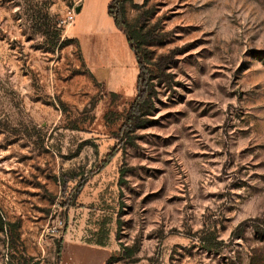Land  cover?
Listing matches in <instances>:
<instances>
[{"label": "rangeland", "instance_id": "374dc122", "mask_svg": "<svg viewBox=\"0 0 264 264\" xmlns=\"http://www.w3.org/2000/svg\"><path fill=\"white\" fill-rule=\"evenodd\" d=\"M82 2L0 0V210L18 233L0 231V264H104L120 243L135 254L109 264H264V0L125 2L171 76L120 144L136 60L109 0H84L109 38L81 41L83 58L67 19ZM62 174L86 179L74 199ZM104 213L108 245L87 244Z\"/></svg>", "mask_w": 264, "mask_h": 264}, {"label": "trees", "instance_id": "16d2710c", "mask_svg": "<svg viewBox=\"0 0 264 264\" xmlns=\"http://www.w3.org/2000/svg\"><path fill=\"white\" fill-rule=\"evenodd\" d=\"M147 0H143L142 4H144ZM125 2H130L133 6H141L142 4H138L133 0H110L107 5V10L109 16L113 19L114 24L120 28L125 34L128 47L133 52L136 64H137V77H136V92L133 101L129 104V107L122 118V123L119 127L117 134L115 135L116 143L120 144L126 141V139H130V134L133 132L138 126H141L145 120L146 115L149 114L153 109V94H155V86L154 79L161 80L162 76L170 77L169 73L165 72V66L167 57L161 56L156 61H152L149 58V50L146 45L154 40V35L149 31L143 30V22L146 18V12L140 13L134 20L133 23H129L126 20L125 16ZM45 25V24H44ZM78 44V42H77ZM79 46V45H78ZM107 95L110 97L112 104H114L117 100L121 98L120 93H116L113 91H108ZM114 116V113H110ZM107 124L112 123V120H109V116L106 117ZM71 129H77L78 125L76 123H72L70 125ZM116 149L114 148L111 152H109L105 159H103L99 165V167H103L107 164V162L114 156V152ZM76 182V185L73 187V192L71 194L72 199H74L82 190L86 183L85 178H77L76 175H68L62 174L60 178V183L62 185V194L66 195L68 191L69 182ZM68 197V196H67ZM66 204V206H70L73 201ZM111 205L103 202L102 207L107 210L112 207ZM113 221L112 213H104L101 215L99 219L96 221V229L91 231L90 235L87 237L85 242L87 244H93L96 246L105 247L108 245L109 235L111 232V223ZM120 219L119 217L115 219V225L117 228L120 227ZM258 230L257 227H255ZM0 231L6 232L8 235V242L10 246L18 239L17 233V225L15 223H11L6 220L2 211L0 210ZM203 242L207 243L206 249L211 250L212 247L216 246L215 237L213 234H209V236L202 237ZM121 250L118 256L111 255L107 258L104 264H109V262L113 259L119 258H131L136 251V248L129 247L120 243ZM57 262L59 263L61 258V244L58 245L57 249ZM130 262H134V260H130Z\"/></svg>", "mask_w": 264, "mask_h": 264}, {"label": "crops", "instance_id": "0c3cea01", "mask_svg": "<svg viewBox=\"0 0 264 264\" xmlns=\"http://www.w3.org/2000/svg\"><path fill=\"white\" fill-rule=\"evenodd\" d=\"M133 1L137 3V2H140L141 0H133ZM86 11H87V4H86V8H84V0H83L82 4L80 6L79 12L77 13L75 19L73 20V22L71 24V32L73 31V28H74L72 35L74 36V38L78 42L81 54H82L84 59H86L85 58V52L86 51L83 48L81 41H108V38H109L105 31H103V30L95 31L94 30V28H97V26L95 25V17L92 13H91L89 22L86 24L84 23ZM107 13H108V10H107ZM112 21H113V19H112ZM77 24H78V26H77ZM83 27H85V28H83ZM73 33H75V34H73ZM76 35L78 38H76ZM83 35H84V39L81 38ZM115 41H126L127 42L125 34H124V36H122V34L119 32L118 38ZM87 49L89 50L88 47H87ZM75 250L79 251L77 248Z\"/></svg>", "mask_w": 264, "mask_h": 264}, {"label": "built area", "instance_id": "2783aa9c", "mask_svg": "<svg viewBox=\"0 0 264 264\" xmlns=\"http://www.w3.org/2000/svg\"><path fill=\"white\" fill-rule=\"evenodd\" d=\"M79 10H80L79 6L73 7L70 10H68L67 19L69 20V22H72L75 19V17L77 15V13L79 12Z\"/></svg>", "mask_w": 264, "mask_h": 264}]
</instances>
